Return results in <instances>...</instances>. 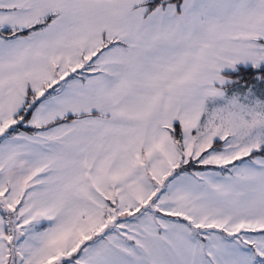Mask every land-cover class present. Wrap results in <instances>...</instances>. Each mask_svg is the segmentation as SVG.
<instances>
[{"label": "snow or ice", "instance_id": "6c2138e0", "mask_svg": "<svg viewBox=\"0 0 264 264\" xmlns=\"http://www.w3.org/2000/svg\"><path fill=\"white\" fill-rule=\"evenodd\" d=\"M0 264H264V0H0Z\"/></svg>", "mask_w": 264, "mask_h": 264}]
</instances>
